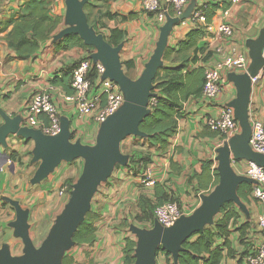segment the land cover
<instances>
[{"label": "crops", "instance_id": "obj_1", "mask_svg": "<svg viewBox=\"0 0 264 264\" xmlns=\"http://www.w3.org/2000/svg\"><path fill=\"white\" fill-rule=\"evenodd\" d=\"M24 1L3 0L0 2V21L7 18L12 11L17 10ZM229 1L228 7L223 9L222 6L227 3V0H187L182 10L183 18L174 23L168 31L165 50L168 47H175L193 28L195 21L192 19V15L198 5L215 3L220 7L215 10L207 26L204 18L196 21L197 24L206 27L205 35L200 39L198 47H205L212 54L203 61L205 54L198 53L200 59L190 65L202 66L204 69L212 68L225 58L238 54L246 57L247 65L243 68L220 69L221 90L213 99H207L201 94L200 97L191 98L184 103L183 115L178 120L177 131L169 139L164 152L148 148L143 143L142 138L145 137L128 136L121 141L120 147L122 143L130 139L129 137H133L138 142L130 140L127 146L130 152L127 155L124 154L127 156L126 162L114 176V180L118 179L117 183H121L120 185L124 187L123 193L119 194L115 200V203L118 204V214L114 217L119 221L126 220L130 224L131 218L139 211L137 207L139 196L145 195L155 200L156 192L160 193L162 197L166 194L168 197L176 198L178 206L187 213L186 216H189L201 204V198L209 195L217 186L219 176L216 180L215 172L218 174V149L229 139L239 137L242 129L239 121L234 117L235 129L232 133L224 136L211 131L206 126L205 120L209 116H217L226 106L231 107L234 114V107L231 106V103L237 98L235 77L247 73L251 62L249 42L256 40L264 28V0H241L238 3ZM56 2L58 5L52 9V16L59 14L62 17L61 22L50 38L41 43L40 49L33 59L21 60L14 57L3 39L10 28L0 32V122L1 124L4 122L1 116V113H4L10 118H19L23 127L39 129V124L28 122L26 104L35 92L51 87L52 98L57 106L60 121L67 120L69 123L70 137L71 134L79 130H88L97 134L99 125L89 117L80 116L75 104L65 99L64 96H68V94L49 83L56 72L75 60L91 56L95 52V49L88 50L80 47L67 50L56 47V43L63 37L61 32L68 27L65 21L66 6L60 0H55L54 4ZM108 11L111 14H118V16L108 21L107 35L109 29L116 26L126 31V38L122 42L120 51V60L121 62L133 61L130 78L136 79L156 47L161 27L167 23L169 18H177V16L170 10L165 12L161 20H157L154 13L142 10L141 0H115L109 6ZM130 14H133L131 18L122 20V16ZM220 23L231 26L232 34L230 36L216 32L215 28ZM8 56H13V58L8 60ZM163 64L165 61L162 59ZM250 81L247 117L251 126L254 119L264 122V70L258 73L256 81ZM33 149L34 142L32 140H26L15 134H9L5 146H0V257L4 248L8 249L11 257H20L24 254L23 241L13 227V223L16 221V209L13 203H17L27 211L29 238L34 246H39L48 232V229L39 228L34 224L35 218L45 212L41 205L44 204L42 199L46 197L47 192L51 190L52 186L54 187L55 183L71 177L69 173L59 172L61 164L69 162H60L41 181L32 182L40 163L39 160H33ZM136 152L150 154L151 162L145 169L151 171L156 181L155 185L148 186L141 182V176L145 169H139L135 174L133 173L134 166L130 163V155ZM5 156H8L9 159L6 160ZM207 161L210 162V165L205 168L203 164ZM246 167L247 160L245 159L231 161L232 171L238 176H245ZM56 176L58 177L56 178ZM110 180L111 178H107V181ZM63 190L56 191L55 194L62 197ZM127 192H132L131 196H128ZM57 196H55L56 201H59L60 197ZM247 197L248 200L244 201L238 195L240 205L232 202L238 216L230 221L228 246L223 245L225 240L222 237L216 238L214 241V247L221 248L223 252L219 264H247V255L263 241L256 221L258 215L264 210V205L255 200L251 194ZM221 216L219 210L212 223L207 224L206 227H212L215 220ZM244 222H249V227L246 230L248 250L240 243L236 230ZM135 226L143 229L137 223ZM103 235L105 234L103 233ZM126 236L136 239L135 235L129 232L128 234L123 233L122 240L120 236L114 235L101 240V233L97 230L94 244L81 246L85 247L86 253L97 264H112L97 256L95 254L97 251L100 250L104 254L117 248L119 260L115 264H122V248ZM229 250L233 252L234 256L227 255ZM244 251L246 253L241 255ZM71 255L75 259L76 254L72 252ZM84 261H86V256ZM156 264H165L163 257L158 255Z\"/></svg>", "mask_w": 264, "mask_h": 264}, {"label": "water", "instance_id": "obj_2", "mask_svg": "<svg viewBox=\"0 0 264 264\" xmlns=\"http://www.w3.org/2000/svg\"><path fill=\"white\" fill-rule=\"evenodd\" d=\"M87 1L65 0V21L68 27L61 32V36L76 34L84 44L95 49L89 57L103 64L105 71L102 78H108L118 84L124 102L114 114L99 125L93 145H84L79 141L71 143L67 120L60 121V132L57 135L49 136L40 129L21 126L17 117L10 118L1 113L4 122L0 125V146H5L9 134L34 142L33 160H39L40 163L32 182L41 181L60 162L82 158L84 165L69 192L66 204L39 246H34L29 238L27 211L13 203L16 209L13 227L23 241L24 254L20 257H11L8 249L4 248L0 264H62L64 253L73 244V235L84 220L97 187L110 176L116 164L123 165L126 162L127 156L120 150L121 141L128 136L145 137L139 126L150 112L149 102L154 95L152 82L162 66L168 31L174 23L183 18V15L169 18L161 27L150 59L140 76L132 79L122 69L120 60L122 43L111 45L88 24L83 9ZM249 48L251 62L247 73L235 77L237 98L231 103L234 107V117L239 121L242 132L239 137L229 139L218 149L217 186L213 192L201 198V204L191 215L180 217L171 227H161L155 220L150 229L131 225L130 231L136 237L134 264H156L159 248L169 252L176 261L182 244L193 234L202 231L207 224L212 223L215 214L225 203L235 202L240 205L238 186L243 182L253 184L254 181L246 176L236 175L232 171L231 161L245 159L264 167V155L254 152L249 146L251 126L247 117L251 77L264 70V28L256 40L249 42ZM5 159L8 160L9 157L5 156Z\"/></svg>", "mask_w": 264, "mask_h": 264}, {"label": "trees", "instance_id": "obj_3", "mask_svg": "<svg viewBox=\"0 0 264 264\" xmlns=\"http://www.w3.org/2000/svg\"><path fill=\"white\" fill-rule=\"evenodd\" d=\"M55 0H25L17 10L12 11L9 16L0 21V32L9 31L4 36L7 48L14 54V57L21 60L33 59L40 49L41 43L50 38L54 30L58 27L62 17L59 14L52 16V9ZM108 0H88L84 5L87 22L90 26L97 23L96 19L100 16L111 20L118 14H111L108 7L102 4ZM95 2L102 3L96 6ZM230 1L222 6L226 9ZM90 6L99 7V15L95 20H91V12L88 11ZM220 6L215 3H202L198 5L194 12H198L204 17L205 25L210 23L214 12ZM133 14L122 16V20L132 17ZM205 26L197 24L195 21L193 28L185 35L175 47H168L164 51L163 64L157 71L153 79L154 102L150 104V112L140 123L139 129L145 134L143 143L148 148H154L160 152H164L168 146L169 139L176 133L178 120L183 115V106L186 101L191 98L200 97L205 82V69L202 66H191L200 58L198 53H204L203 61L211 56L212 52L206 50L205 47H198L200 39L205 35ZM97 33V31H96ZM126 31L119 27L109 29V34L104 39L113 46L125 41ZM58 49L67 50L74 47L93 50L92 46L84 44L83 40L76 34L70 33L63 36L57 43ZM8 56L7 59H12ZM86 58V57H83ZM80 58L63 69L56 72L49 80L50 85L61 88L65 94H72V71L81 61ZM126 68V74L130 77L129 71L133 67L132 60L122 62ZM95 75L90 73L88 78L91 80ZM93 80V79H92ZM39 119L44 123H48L45 114H40ZM218 133V132H217ZM220 134V133H219ZM222 135V134H220ZM130 163L133 164V173L139 169H145L151 162L150 154L132 153ZM210 162H204L203 166L209 167ZM216 180H218V174ZM74 179H65L62 187L66 188V192L72 189ZM156 184V181L154 185ZM252 184L243 182L238 186L237 193L244 200H248L247 195L251 194ZM155 194V193H154ZM176 202V198L168 195L161 196L160 193L155 194V200L140 195L137 201L139 211L131 218L132 221L139 224L143 228H151L155 220L154 210L156 206L165 202ZM177 203V202H176ZM222 216L215 220L212 227H205L202 231L193 234L188 240L182 244V248L178 253L176 261L173 260L171 254L161 248L157 251V256L164 259L165 264H219L223 252L219 247H214L216 238L222 237L225 241L223 245L228 246L227 237L229 235V224L232 218L238 216L232 202H227L220 209ZM99 217L97 211H89L86 213L84 220L77 227L73 235V243L76 245L92 246L96 239L98 230L96 219ZM124 225H128V221L124 220ZM249 222H244L237 227L239 241L248 250L249 243L246 242V230ZM122 248V264H134V249L136 239L126 236L124 238ZM242 252L241 255L245 254ZM227 255L234 256L229 250ZM74 258L71 254H66L62 259V264H72ZM86 264H97L94 259L90 258L86 253Z\"/></svg>", "mask_w": 264, "mask_h": 264}, {"label": "built area", "instance_id": "obj_4", "mask_svg": "<svg viewBox=\"0 0 264 264\" xmlns=\"http://www.w3.org/2000/svg\"><path fill=\"white\" fill-rule=\"evenodd\" d=\"M187 0H141V8L144 12H151L161 20L165 12L173 11L175 16L180 17ZM241 0H231L238 3ZM162 10V11H161ZM204 17L194 12L192 19L198 21ZM216 32L225 36L232 34V28L226 23L216 26ZM264 53V51H263ZM247 60L242 54L234 57H227L212 68H205V82L202 95L207 99H213L221 90L220 69L246 67ZM105 68L99 61H93L89 56L81 59L72 71L73 93L64 96L66 100L75 104L77 113L80 116L89 117L94 123L100 125L110 115L114 114L123 104L124 96L114 81L102 78ZM95 76L90 80L88 75ZM257 76L251 77L256 81ZM154 102L150 99L149 106ZM28 122L39 124V129L49 136H55L60 132V116L57 106L52 98L51 87L43 88L35 92L26 104ZM45 114L48 123L39 119L40 114ZM1 124V122H0ZM206 126L214 132L224 136L232 133L236 127L233 110L226 106L221 109L217 116H209L205 120ZM250 148L257 153L264 155V122L254 119L251 123ZM245 176L252 179V197L264 205V167L247 161ZM141 182L148 186L155 183L151 171L145 169L141 176ZM187 213L182 210L176 202H165L156 206L154 210L155 221L161 227H171L182 216ZM257 228L263 236L262 243L253 249L246 257L247 264H264V210L257 217Z\"/></svg>", "mask_w": 264, "mask_h": 264}, {"label": "rangeland", "instance_id": "obj_5", "mask_svg": "<svg viewBox=\"0 0 264 264\" xmlns=\"http://www.w3.org/2000/svg\"><path fill=\"white\" fill-rule=\"evenodd\" d=\"M3 0H0L2 2ZM63 5H65V0H60ZM115 0H108L106 3L102 4L99 2H95L96 6H100L102 4L103 7H101L103 10L104 8H109V6L112 4V2ZM56 5H58V2H56L53 5V8H56ZM90 6L88 11L91 12L90 19L95 20L96 16H98L99 7ZM85 12V11H84ZM97 23L93 25V29L97 31V33L101 34L103 37L107 34V28H108V19L100 16L99 19H96ZM92 27V26H91ZM122 69L126 73V68L122 64ZM129 75H132L131 71L128 72ZM135 75V74H133ZM140 76V74L138 75ZM134 76V77H138ZM96 133L87 131H75L73 134H71V143H74L76 141H79L80 143L84 145H93L95 142ZM130 139H127L124 143H122V146L120 147V150L123 154H126L130 152V150L127 148L130 140L132 139L134 142H138L133 137H129ZM91 144H88L90 143ZM84 165V161L82 158H77L69 163H62L59 172L69 173L71 174L70 179H76L78 178L79 174L81 173L82 167ZM121 164H116L115 167L112 170V173L108 178H111L110 181H107V179L99 184V186L96 189V192L94 193L89 206V211H97L99 213V217L96 219V225L101 233V240H103L104 237L107 236H120V239L122 240L123 233H129L130 231V224L136 225L135 222L131 220L130 224L124 225L123 221H119L114 216L118 214V204L115 203L116 197H118L119 194L123 193L124 187L121 186V183L118 179L114 180L115 174H117V171L120 170ZM58 176H56L57 178ZM65 179H62V181L55 183L54 187L52 186L51 190L48 191L46 197H44L42 200L44 201L43 205L45 212H43L42 215L37 216L34 220V224L41 227L42 229H48L51 227L53 221L55 220L56 216L62 211L64 205L66 204L69 194L66 192V188L62 187V182ZM115 185V186H113ZM115 188V189H113ZM63 190L64 195L62 197L57 196L55 193L56 191ZM128 196H131L132 192L126 193ZM60 197L59 201H56V197ZM46 201V203H45ZM129 223V222H128ZM144 229H150V228H144ZM103 233L105 235H103ZM100 245V243H99ZM86 249L83 246H79L76 244H72L67 251H65L64 256L66 254H71L72 252L75 253V259L72 264H85L86 261H84V257L86 256ZM118 249L115 248L111 252H105L102 254V252L99 250L95 254L99 256L100 258H103L102 260H105L107 262H111L112 264H115L119 260V254ZM102 254V255H101ZM63 256V257H64Z\"/></svg>", "mask_w": 264, "mask_h": 264}]
</instances>
